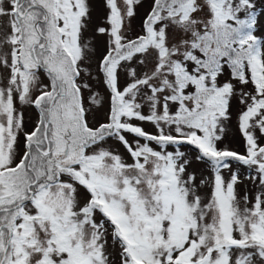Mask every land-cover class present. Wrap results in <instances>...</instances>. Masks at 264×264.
<instances>
[{
	"label": "snow or ice",
	"instance_id": "snow-or-ice-1",
	"mask_svg": "<svg viewBox=\"0 0 264 264\" xmlns=\"http://www.w3.org/2000/svg\"><path fill=\"white\" fill-rule=\"evenodd\" d=\"M257 24L255 0H0V264H264Z\"/></svg>",
	"mask_w": 264,
	"mask_h": 264
},
{
	"label": "rangeland",
	"instance_id": "rangeland-1",
	"mask_svg": "<svg viewBox=\"0 0 264 264\" xmlns=\"http://www.w3.org/2000/svg\"><path fill=\"white\" fill-rule=\"evenodd\" d=\"M255 3H256V11L258 12V24H257L258 33L257 34H259V30H264V0H255ZM146 7L147 5H145V8ZM140 11H141V14H143L145 9H141ZM137 23H139V20L137 21ZM32 117L33 119L35 118L34 113H32ZM233 123H235V121H233ZM28 127L31 128L32 124L29 123ZM149 130H152V129H149ZM228 143L230 147H232L233 149L237 151H241V152L244 151L243 142L240 139L239 134H237L235 138L228 141ZM121 151H123V149H121ZM233 167H237V166L233 165ZM240 171H241V175H243L245 169L241 168ZM225 175H227V173H225ZM252 189H253V185L247 180L244 183L239 185V191H240L241 196H243L246 191L251 192Z\"/></svg>",
	"mask_w": 264,
	"mask_h": 264
}]
</instances>
